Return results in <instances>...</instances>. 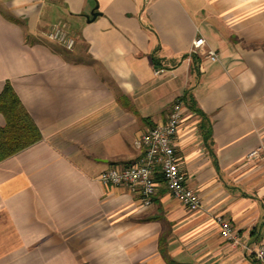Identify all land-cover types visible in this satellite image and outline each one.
<instances>
[{
  "label": "crops",
  "instance_id": "crops-1",
  "mask_svg": "<svg viewBox=\"0 0 264 264\" xmlns=\"http://www.w3.org/2000/svg\"><path fill=\"white\" fill-rule=\"evenodd\" d=\"M57 25L71 50L45 37ZM6 84L40 139L0 161V264H167L160 237L170 264H258L242 245L264 247V0H0ZM176 100L197 212L162 182L142 207L98 180Z\"/></svg>",
  "mask_w": 264,
  "mask_h": 264
},
{
  "label": "built area",
  "instance_id": "built-area-1",
  "mask_svg": "<svg viewBox=\"0 0 264 264\" xmlns=\"http://www.w3.org/2000/svg\"><path fill=\"white\" fill-rule=\"evenodd\" d=\"M45 37L61 44L66 50H71L74 40L66 35L62 26H54ZM204 44L202 38L193 42L191 53H195ZM207 57L216 61L215 52L208 51ZM182 119V102L176 100L164 123L158 124L144 133L136 142L141 155L126 167H114L102 172L98 180L109 186H125L130 191H138L141 196L140 204L148 207L155 194L157 182L155 173L159 171L163 184L174 200L188 209L197 212L201 204L197 194L188 189L180 173L177 158L174 153V138ZM255 152L249 154L253 156ZM222 238L232 246L242 245L232 226L225 220L215 219ZM243 248L253 255L258 264H264V247Z\"/></svg>",
  "mask_w": 264,
  "mask_h": 264
},
{
  "label": "trees",
  "instance_id": "trees-1",
  "mask_svg": "<svg viewBox=\"0 0 264 264\" xmlns=\"http://www.w3.org/2000/svg\"><path fill=\"white\" fill-rule=\"evenodd\" d=\"M0 112L5 121L0 127V161H2L39 141L40 133L8 84L0 93ZM154 178L156 182L163 183L159 171H156ZM158 244L164 260L170 264L171 260L166 256L163 237H160Z\"/></svg>",
  "mask_w": 264,
  "mask_h": 264
}]
</instances>
